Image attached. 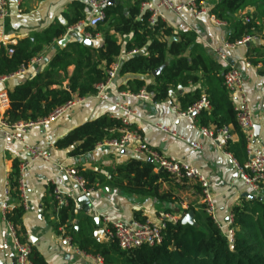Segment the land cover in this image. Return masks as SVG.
<instances>
[{
    "label": "trees",
    "instance_id": "1",
    "mask_svg": "<svg viewBox=\"0 0 264 264\" xmlns=\"http://www.w3.org/2000/svg\"><path fill=\"white\" fill-rule=\"evenodd\" d=\"M126 1L129 2L128 5L125 4ZM143 1L114 0L109 3L105 8V19L96 27H85V31L91 36L100 33L104 37V43L94 47L78 39L55 53L46 70L27 78L8 92L10 107L5 113L6 120L12 123L43 120L69 102L96 94L97 86L108 80L109 72L121 54L132 53L121 62L117 74L150 75L153 81L134 77L122 85L121 90L132 94L144 90L154 101L159 102L168 99L171 91L179 87L200 84L194 90L178 96L179 110L186 111L206 96L211 108L202 109L196 115L198 125L209 128L232 126L237 140L230 142L225 149L239 164H244L248 160L247 137L238 124L236 107L224 85V74L230 65L210 56L198 42L194 31L175 33L160 17L151 24L150 12L142 9ZM213 1L211 15L227 24L235 22L234 31L227 35L229 43L241 42L247 36H256L264 42V0ZM74 5L80 10L73 18L66 13L69 17L66 25L53 24L41 33L21 39L16 44L0 45V78L28 66L34 57L39 56L44 46L52 45L55 40L68 34L69 27L84 20L85 4L77 1ZM247 8H253L247 14L249 22L245 21V16H236L237 12ZM117 34L121 36V42L118 41ZM175 34L179 36V40L170 42V37ZM256 45L255 43L254 47ZM9 47L13 49L12 54L8 53ZM254 47L247 49L246 59L255 66L262 64L261 73L264 74V46L261 52H255ZM166 62L168 65L153 76V71ZM70 66H74V69L69 76ZM67 78L68 86L64 87L63 81ZM125 127L137 128L134 124H124L121 117L103 114L74 128L55 145L61 149L71 148L69 154L72 156L88 154L98 144L119 138V130ZM19 164L14 162L9 181V199L18 201V204L6 209L5 219L14 227L20 242L31 244V264H49L27 235L23 221L26 206L18 181ZM76 169L86 180L87 193L97 190L104 183L105 178L99 172L82 167ZM154 170L152 161L131 158L111 170V180L120 181L121 188L131 193L152 194L162 199L173 194H162L159 191V181H172L179 189L190 186L196 190L195 196L202 201V189L195 181ZM51 192L54 199V186ZM177 199L179 197L176 195L175 199L169 200ZM77 206V200L69 197L67 203L59 209L54 228L62 236H70L79 250L101 256L104 264H264V199L259 196L243 198L232 208V228L235 232L232 244L224 231L206 213L205 205L201 203L200 210L197 211L189 201L181 219L166 220L160 243L142 245L131 250L121 249L116 238L98 241L94 234L98 227L93 217L78 213ZM190 210L195 213L196 225L182 222ZM134 218L142 222L147 220L141 212H136ZM61 227L65 230L63 234L59 231Z\"/></svg>",
    "mask_w": 264,
    "mask_h": 264
},
{
    "label": "crops",
    "instance_id": "2",
    "mask_svg": "<svg viewBox=\"0 0 264 264\" xmlns=\"http://www.w3.org/2000/svg\"><path fill=\"white\" fill-rule=\"evenodd\" d=\"M77 1L85 4V19L69 27L68 34L55 40L52 45L44 46L39 54L43 57L41 62L28 67L25 73H16L0 81V91L9 92L27 78L46 70L52 56L74 40L90 39L93 43L91 46L94 47H99L104 43V37L100 33L91 36L85 31V27L89 25L76 27L80 22H86L91 15V8L86 0H8L9 15L0 20V45L4 42L16 44L21 39L41 33L53 24L66 25L69 17L73 18L74 14L80 10L74 5ZM173 1L179 3L184 0ZM125 4L128 5L129 2L126 1ZM213 4L214 1L210 0L207 3V13L202 15H197L196 11L187 7L179 14L164 9L160 13V18L172 27L175 33L194 31L198 42L204 46L208 54L218 59L214 49L228 42L227 35L234 31L235 22L231 21L228 24L224 22V25H218L215 22L217 19L210 14ZM252 11L253 8L243 9L237 12L236 16L242 18ZM125 12L127 13V8ZM116 37L121 42V36L117 34ZM65 38L68 40L63 44L60 43ZM256 40L250 42L249 45H247L249 42L238 44L234 48L227 49L225 53L228 60L238 65L243 74L255 124L253 144L261 147L264 145V74L261 73L262 66L251 64L245 56L247 49L253 48L255 43L257 44L254 47L255 52L263 50L264 42ZM130 55L132 53L123 52L117 63L120 65ZM226 64L230 65L228 61ZM73 69L74 66L68 68L69 76ZM134 77H143L149 82L153 81L150 75L117 74L104 89V97L94 94L76 100L47 125H36L29 129L22 141L7 137L0 128V264H16L17 248L9 222L4 217L2 203L7 201L9 207L18 204V201L9 199L6 190L14 162L20 163L30 157L26 145H36L50 154L49 160L40 158L32 161L26 172L28 202L23 217L29 240L39 249L49 264H93L90 260L75 253L54 228L53 224L58 220L59 214H56L53 209L52 186L76 199L77 212L83 216L93 217L98 227L96 230H104L103 218L105 216L112 220L126 222L134 221L136 212H141L149 220L161 219L166 213L182 216L183 211L188 208L189 201L193 203L195 210H200L199 197L195 196L196 190L190 186L179 189L174 182L161 179L159 191L162 194L164 192L173 194L162 199L152 194L131 193L121 188L120 181L111 180V170L119 164L131 158L146 159L136 154L131 146L121 149L104 141L88 154L72 156L69 154L71 148L61 149L55 145L74 128L103 114L121 118L128 117L129 123L134 124L140 130L148 145L165 155L175 156L203 169L212 183L216 214L223 224L228 222L229 217L232 216V208L243 198L257 196L239 178L234 162L227 153L201 136L196 119L197 114L179 117L178 96L186 91L194 90L200 84H190L185 88L179 87L171 91L168 99L156 102L151 95L149 98L135 97L129 91L120 89ZM63 84L64 87L68 86V78L64 79ZM120 105L126 106L130 113L121 109ZM161 126L168 127L176 133V136L164 132ZM236 140L237 136L234 141ZM192 141H199L202 147L194 149L190 144ZM60 165L94 170L105 178L104 183L97 190L89 192L91 194L89 211L82 208L79 202V198L85 193L61 170ZM154 171L157 172L156 169ZM176 195L179 199L169 200L170 198L175 199ZM104 236L107 241L105 234Z\"/></svg>",
    "mask_w": 264,
    "mask_h": 264
},
{
    "label": "built area",
    "instance_id": "3",
    "mask_svg": "<svg viewBox=\"0 0 264 264\" xmlns=\"http://www.w3.org/2000/svg\"><path fill=\"white\" fill-rule=\"evenodd\" d=\"M210 0H184L179 3H175L173 0H144L142 2V9L150 12L149 21L151 24H154L157 19L160 17L162 10L166 9L173 11L179 14L185 8H192L196 11L197 15H202L207 13V3ZM87 4L91 8V15L89 16L86 22H80L76 25L77 28H80L84 25H89L96 27L101 21L106 17L105 8L109 4V0H86ZM9 15L8 11V0H0V20H3ZM214 17V16H213ZM216 19V18H215ZM245 21L249 22L250 17L245 15ZM218 25H224L223 21L215 20ZM264 32V29H263ZM89 36V35H88ZM258 39L256 36H247L243 41L237 43L225 42L224 45L216 47L214 49L215 54L219 61L227 63L228 58L225 53L227 49L234 48L236 45L244 42H252ZM4 46H8L6 42L3 43ZM8 53L12 54L13 49L8 48ZM43 57L41 55L34 57L28 66H23L16 73H25L31 65L41 62ZM258 66H262L259 64ZM120 65L116 62L110 72L109 78L105 83H101L97 86L96 95L99 97L103 96V91L110 81L117 75ZM14 73V74H16ZM13 75V74H11ZM9 75V76H11ZM8 76L0 78V81L5 80ZM224 85L231 94L232 100L237 110V119L240 128L245 132L247 137V153L248 160L244 164H239L233 155L226 151V146L233 142L236 133L233 131L232 126H223L221 128H209L205 126H199L201 136L207 138L211 142L215 143L220 149L224 150L227 155L233 160L234 165L237 169L239 178L246 183L250 189L259 197L264 199V145L261 147H256L253 144V130H254V121L252 115V109L248 100L247 92L244 85V77L242 72L238 67L230 65L229 69L224 74ZM264 92V88H263ZM135 97L149 98V94L142 90L138 94H132ZM75 102V101H74ZM74 102H69L65 106L57 109L49 118L39 120L36 122H15L12 123L7 121L5 118V113L10 107V98L7 91H0V128L3 130L4 134L7 137L12 139L22 141L24 135L29 129L36 125H47L57 116H59L67 107L72 105ZM128 114L130 113L129 109L126 106L120 105ZM211 105L206 96H203L200 101L190 106L186 111H180L179 117H188L198 114L202 109H210ZM122 121L124 124L129 125L128 117H123ZM164 132L171 133L176 136V133L171 131L168 127H160ZM121 136L117 139L107 141L110 145L118 148H126L131 146L134 152L146 159H150L155 165L157 171H165L171 175H175L179 178L188 179L198 183L202 189V201L201 203L205 205V210L208 215L216 222V224L224 231L225 235L229 239L230 244L234 242V229L232 228L233 218L229 217V220L226 224H223L217 217L216 214V203H215V194L213 192V186L204 172L200 167L190 164L188 162L182 161L175 156L165 155L161 151L148 145L137 128L125 127L121 130ZM191 146L194 149H200L201 143L199 141H192ZM26 148L29 152V159L20 162L19 164V174L18 181L21 191V197L25 206L28 202V197L26 193V172L32 161L37 159H50V154L41 149L36 145H26ZM61 170H63L67 176L78 185L79 188L85 194L86 192V180L79 174V170L72 167H64L60 165ZM55 196L54 199L56 204H54V212L59 213L60 207L65 205L68 201L69 195L63 193L59 188H54ZM6 194L9 196V185L6 190ZM5 211L9 208L7 201L2 203ZM182 216L176 215L174 213H166L161 219L149 220L146 221H119L112 220L110 217L105 216L103 218L104 222V232L107 240L110 238H116L118 245L123 250H131L133 248L142 246V245H155L160 243L163 237V230L166 227V220L169 221H178ZM12 236L15 241L17 248L16 253V264H31L30 262V253H31V244L22 243L19 241L14 227L9 223ZM59 231L63 234L65 232L64 228L61 227ZM65 242L69 247H71L75 253L80 255L83 258L90 260L93 264H104V260L99 255H92L84 251L79 250L73 243L70 236H63Z\"/></svg>",
    "mask_w": 264,
    "mask_h": 264
},
{
    "label": "water",
    "instance_id": "4",
    "mask_svg": "<svg viewBox=\"0 0 264 264\" xmlns=\"http://www.w3.org/2000/svg\"><path fill=\"white\" fill-rule=\"evenodd\" d=\"M114 0H109V3H113ZM126 39H128V37H126ZM68 40V38H65L63 39V41H61L60 43H65L66 41ZM179 40V37L177 35H173L170 37L169 41L170 42H173V41H177ZM257 41V40H256ZM260 41V40H259ZM84 43L86 45H91L93 44L92 41L90 39H85ZM249 43H247V45H249ZM142 52H139V54H141ZM228 63L230 65H234L235 67H238V65H235L233 63L232 60H228ZM168 63L166 62L164 65H162L161 67L157 68L156 70L153 71V76H156L158 75L165 66H167ZM256 129L258 128L257 126L255 127ZM90 199H91V194H84L82 195L80 198H79V202L81 203V206L82 208H84L86 211H89L90 207H91V202H90ZM98 221V220H97ZM182 222L185 224V223H190V224H193V225H196L197 222H196V219H195V213L193 210H190L184 217H183V220ZM95 234V237L97 238L98 241H103L102 238H101V235H104L105 232L104 230L102 229H98L94 232Z\"/></svg>",
    "mask_w": 264,
    "mask_h": 264
},
{
    "label": "rangeland",
    "instance_id": "5",
    "mask_svg": "<svg viewBox=\"0 0 264 264\" xmlns=\"http://www.w3.org/2000/svg\"><path fill=\"white\" fill-rule=\"evenodd\" d=\"M244 16H245V15H244ZM101 238H102L103 241H106L104 235H101Z\"/></svg>",
    "mask_w": 264,
    "mask_h": 264
}]
</instances>
